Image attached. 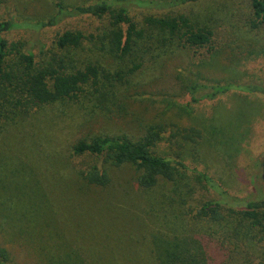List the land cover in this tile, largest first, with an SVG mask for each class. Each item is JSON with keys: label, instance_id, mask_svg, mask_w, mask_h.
I'll return each mask as SVG.
<instances>
[{"label": "rangeland", "instance_id": "374dc122", "mask_svg": "<svg viewBox=\"0 0 264 264\" xmlns=\"http://www.w3.org/2000/svg\"><path fill=\"white\" fill-rule=\"evenodd\" d=\"M94 1L0 0V20H46L56 2ZM186 13L212 28L213 51L173 45L143 57L106 109L82 94L0 120V247L9 264H264V240L250 221L228 210L220 221L199 213L207 200L227 198L235 209L264 203V27L253 26L249 0H203L186 5ZM104 22L63 18L5 37L27 41L37 53L48 44L46 56H37L48 59L60 53L53 44L59 31L77 27L97 35ZM93 42L85 41L77 57L116 68ZM225 83L226 92L207 96L210 86ZM150 124L163 126L155 153L183 161L192 169L185 179L159 178L142 189L134 166L72 150L98 134L138 139ZM191 127L200 131L195 142L183 136ZM96 162L110 176L107 186L80 177ZM194 169L218 186L209 188Z\"/></svg>", "mask_w": 264, "mask_h": 264}, {"label": "trees", "instance_id": "16d2710c", "mask_svg": "<svg viewBox=\"0 0 264 264\" xmlns=\"http://www.w3.org/2000/svg\"><path fill=\"white\" fill-rule=\"evenodd\" d=\"M203 0H96L89 4L66 7L56 2V13L46 20L17 22L0 20V120H13L66 100L89 95L104 109L106 102L116 97L117 85L127 74L139 69L145 56L166 53L170 46L213 51V30L186 13V5ZM253 26L264 27V0H249ZM63 18H78L90 22L105 21L100 33L87 34L82 28L59 31L53 44L58 52L46 58H37L49 50L41 44L36 50L26 48L27 41L9 42L6 33L18 28L43 29L57 25ZM103 18V19H102ZM30 29V30H31ZM100 42V49L117 62L116 68H106L97 60L77 57L85 41ZM37 53V54H36ZM123 64V65H121ZM126 67V68H125ZM125 68V69H124ZM229 83L210 86L208 97L226 92ZM196 101V100H193ZM184 137L195 142L200 136L196 128L183 129ZM163 126L150 124L138 139L126 134H98L79 139L73 145L76 155L87 154L101 159L111 166L132 165L137 170V184L151 189L159 178L168 181L185 179L192 171L183 161L156 154L154 147L161 140ZM194 171H196L194 169ZM209 188L218 186L204 175L195 172ZM82 180L104 187L110 176L100 163H94L79 171ZM219 195L220 190L216 188ZM235 202V201H234ZM229 200H207L199 213L211 220L225 219V210L261 233L264 240V203L248 201L243 208L235 209ZM238 221V222H239ZM9 254L0 247V264H9Z\"/></svg>", "mask_w": 264, "mask_h": 264}]
</instances>
